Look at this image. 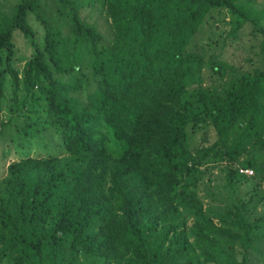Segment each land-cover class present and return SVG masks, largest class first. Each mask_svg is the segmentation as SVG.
Listing matches in <instances>:
<instances>
[{
  "label": "trees",
  "instance_id": "16d2710c",
  "mask_svg": "<svg viewBox=\"0 0 264 264\" xmlns=\"http://www.w3.org/2000/svg\"><path fill=\"white\" fill-rule=\"evenodd\" d=\"M96 1L0 8V126L23 119L0 181V264L264 259L259 201L238 192L264 181V0H101L110 33ZM226 9L233 37L247 23L262 36L254 72L190 48ZM220 166L234 191L201 195Z\"/></svg>",
  "mask_w": 264,
  "mask_h": 264
},
{
  "label": "rangeland",
  "instance_id": "374dc122",
  "mask_svg": "<svg viewBox=\"0 0 264 264\" xmlns=\"http://www.w3.org/2000/svg\"><path fill=\"white\" fill-rule=\"evenodd\" d=\"M19 0H0V8L6 13L10 14L14 5ZM95 17L97 23L104 29L106 33H110L109 20L104 12L102 1H96L95 7L90 11ZM239 19L236 12L232 10H223L213 14L200 29L196 35L191 49L202 51L207 56L218 55L221 59L235 66L237 70L254 72L256 69L261 68L262 49H261V34L252 33V26L247 23L239 31L237 37H233L230 31L237 25ZM19 49L21 53L26 52L27 46L24 39H19ZM23 123L20 117L14 121L10 126H0V181L6 175L7 166L10 162L17 160L20 156L18 153V142L20 138L16 127ZM212 142L215 137V131H211ZM13 138V140H11ZM225 165V164H223ZM223 166L210 169L205 177V184L201 185V195H206V188L209 184L211 192H222L227 195L228 191H234L224 187V173L222 172ZM211 178V180H210ZM259 179L243 183L238 192L240 197L248 202L250 207H254V203L258 202L256 209H251V215L255 218L264 217V181L258 184ZM219 185V186H218ZM256 186V188H255ZM255 192H258L255 193ZM212 197L209 195L205 198V203H209ZM223 204V203H222ZM191 223V222H190ZM242 258L241 254H238ZM261 259V260H260ZM255 258V264H264L263 258Z\"/></svg>",
  "mask_w": 264,
  "mask_h": 264
},
{
  "label": "built area",
  "instance_id": "2783aa9c",
  "mask_svg": "<svg viewBox=\"0 0 264 264\" xmlns=\"http://www.w3.org/2000/svg\"><path fill=\"white\" fill-rule=\"evenodd\" d=\"M240 171H241L242 173L247 174V175H253V174H254V170L251 169V168L240 169Z\"/></svg>",
  "mask_w": 264,
  "mask_h": 264
}]
</instances>
